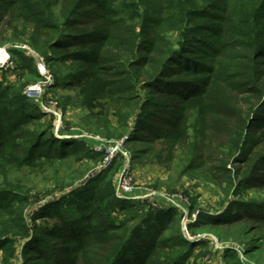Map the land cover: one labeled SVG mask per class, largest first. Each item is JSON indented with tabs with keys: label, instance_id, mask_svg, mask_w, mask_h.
<instances>
[{
	"label": "trees",
	"instance_id": "16d2710c",
	"mask_svg": "<svg viewBox=\"0 0 264 264\" xmlns=\"http://www.w3.org/2000/svg\"><path fill=\"white\" fill-rule=\"evenodd\" d=\"M22 40L50 70L63 67L53 79L73 91L59 103L63 113L78 105L100 133L126 136L133 160L150 158L177 179L200 177L237 196L219 212L200 211L188 223L193 234L226 241L225 227L245 225L241 246L217 250L185 235L177 207L146 209L119 196L115 163L80 182L104 153L87 137L56 136L54 113L26 97L27 83L0 81V264L261 260L264 199L240 196L264 193V0H0V47ZM11 53L30 81L45 79L33 58ZM61 166L74 167L70 176L56 175ZM50 169L49 193L63 195L28 221L25 208L40 201L33 191ZM21 172L36 182H21Z\"/></svg>",
	"mask_w": 264,
	"mask_h": 264
},
{
	"label": "rangeland",
	"instance_id": "374dc122",
	"mask_svg": "<svg viewBox=\"0 0 264 264\" xmlns=\"http://www.w3.org/2000/svg\"><path fill=\"white\" fill-rule=\"evenodd\" d=\"M12 49L21 50L27 58H33L36 63L35 67L38 68L40 72H42L41 69L44 67L45 71H47L46 76L48 78L46 77L41 81H30L29 78L31 73L29 68H26L25 70L21 69V58L17 56V58L14 59L11 53ZM33 51L36 50L28 45L25 40H22L21 42L11 41L5 46L0 47V81L3 84L11 83L15 85L27 83V86L24 89L26 97L32 102H35L46 112L54 113L56 136L61 137L62 133L60 134L59 130H62L64 136L67 138L87 137L83 142H87L93 148V150H95L94 148H97L100 145L102 150L108 154V150H110L113 145L118 144L120 140L124 139V137H116L110 135L107 132L100 133L97 131L95 125L96 122L91 120L92 113L86 109H82L78 105H70L66 113H63L59 103L64 102V97L66 95L73 94V91L69 89L64 90L60 86L53 87L54 74L61 72L63 67L61 65H56L54 68L51 67L50 70L45 59L38 62L37 57L33 55ZM66 68L70 70V65H68ZM41 74L44 75L43 73ZM35 87L39 88L38 92L33 94L29 93V89ZM100 123L103 122L100 121ZM102 127L103 126H99V128ZM125 145L126 144H124L123 152H121L124 155V158L121 159V155L116 154V156H114L113 162L110 164L112 165L115 163V165L119 168L113 179L116 193L122 197V195L119 194L118 187L122 173L128 168L132 177L130 181L132 191L131 193H127L124 196H129L130 198L135 197L136 199H139V201H141L139 203L144 205L146 209L153 207L161 208L162 206L177 207L178 217L181 218L179 228H181L184 233L186 231L183 230L182 226L186 223L188 224L189 222L196 221L200 211L206 210L211 213L219 212L228 205L227 202L230 199L237 198V196H234L233 194L227 196V193H225L222 187L211 182H206L200 177L183 176L182 178L179 177V179H177L178 174L173 171V167L171 169H167L153 162L150 158H144L142 161H140V159L133 160L134 157H132V152L127 150ZM136 148H140V145L136 144ZM98 150L95 151L100 152ZM105 152H103L104 156H106ZM115 160H117V162H114ZM104 161L105 159L101 160L99 163H96L95 167L89 170L85 177L80 180V182H85L94 173L100 171ZM73 169L74 167L67 168V166H61L57 168L58 173L56 175H59L60 177L70 176L69 174ZM34 174L30 172H21L19 174H14V176L20 179L21 182L31 185L36 182L35 180H37ZM54 174V169H50V176L48 179L44 182L39 181L40 183L37 187H35L33 192L35 195L37 194V197L39 196L37 201H40H36L37 203H34L35 205L25 208L28 221L31 220V215L33 212L42 204L53 199H58L63 195V193H60L59 191L49 193L52 191L55 185V179L52 176ZM240 197L245 199H264V193L249 190L248 192L242 193ZM113 214L115 216V213ZM244 225L245 223H239L238 225L236 223L234 225L225 227V236H228L226 241H220L216 235L210 231L200 232L195 235L188 228L189 236L186 234L185 235L190 239H209L211 245L215 246L217 250L225 245L238 247L241 245L236 242L235 238L239 237V233H241L242 236L241 229L244 228ZM255 225L256 222L252 221V223L249 224V227L253 228ZM258 232L259 231H255L250 236V238H253L256 234H258ZM18 245H20V243H18ZM1 253L2 252H0V261ZM215 259L216 258L212 259V261L215 262ZM17 261L18 262L15 264H22V258L17 259ZM256 264H264V252L261 256V260Z\"/></svg>",
	"mask_w": 264,
	"mask_h": 264
},
{
	"label": "built area",
	"instance_id": "2783aa9c",
	"mask_svg": "<svg viewBox=\"0 0 264 264\" xmlns=\"http://www.w3.org/2000/svg\"><path fill=\"white\" fill-rule=\"evenodd\" d=\"M33 55H34L35 57H37L38 62H39V61H43V57H42L37 51H33ZM39 66H40V63H39ZM41 71H42L41 73L44 74L43 76H45V78H46V77H47V76H46V75H47V71H45L44 67H43V69H41ZM44 71H45V72H44ZM47 78H48V77H47ZM38 90H39V88H37V87H35V88H30V89H29V93H31V94H33V93H37ZM125 142H126V137H124V139L120 140V142H119L118 144L113 145V146L110 148L111 151L108 150V154H107V152H105L104 150H102V148H101L100 145H99V147L94 148L95 150H98V149H99L98 151H100V152H105V153H106V154H105L106 156H105V158H104L105 161H104V164L102 165V168H105V167L110 166V164H111V163L113 162V160H114V156H116V154H119V153L123 152ZM109 151H110V153H109ZM125 153H126V152H125ZM131 179H132V177H131L130 172H129L128 168H127V169H125L124 172L122 173V176H121V178H120L119 187H118V189H119V194H121L122 197H123L124 195H126L127 193H131V191H132V186H130V181H131ZM182 228H183L184 231H186L185 234H186L187 236H189V233H188V224H187V223L184 224V225L182 226Z\"/></svg>",
	"mask_w": 264,
	"mask_h": 264
}]
</instances>
